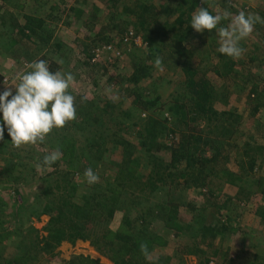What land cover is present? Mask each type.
Masks as SVG:
<instances>
[{
  "label": "rangeland",
  "instance_id": "rangeland-1",
  "mask_svg": "<svg viewBox=\"0 0 264 264\" xmlns=\"http://www.w3.org/2000/svg\"><path fill=\"white\" fill-rule=\"evenodd\" d=\"M12 3L0 0V14L12 13L17 24H23L27 15L42 16L48 21L43 30L51 32L53 39L49 45L40 40L35 42L21 30L17 36L8 37L0 22V93L6 86L18 83L16 75L29 71L28 64L43 59L51 71L74 75L69 91L75 96L77 118L63 128L53 129L43 143L19 149L13 147L5 128L4 139L0 140V264H264V109L253 114L255 99L259 97L255 90L260 88L245 82L255 73L264 79V24H255L251 35L240 41L244 53L238 59L220 56L216 30L192 34L189 45L195 54L192 64L206 71L216 93L214 127L224 115L240 121L239 130L232 137L214 132L217 139L231 146L223 152L227 159L220 161L217 173L207 175L206 188L185 185L168 188L167 172L176 170L175 167L169 170V162L153 172L154 164L145 160L141 168H136L140 174L134 170L130 176L122 175V149L113 142L101 146L99 137L94 135L96 131L105 132L119 125L113 119L107 126L104 121L109 116L118 115L120 119L126 116L116 122L132 124L125 136L128 141L141 142L138 132L148 117L155 114V120L162 121L165 131L154 139L159 148H166L159 159L170 160L173 150L182 149L180 131L201 132L210 122L208 118L190 116L175 131L166 106L160 104L149 110L146 105L133 103L128 90L137 86L147 93L149 87L153 89L152 84L156 91L146 98L153 100L159 95L163 104L172 102V94L180 90L175 82L180 68H175L167 60L168 54H163L157 56L162 60L160 69L154 66V61L149 63L153 71L148 80L138 85L127 82L135 69L130 55L142 57L148 51L139 15L127 13L128 9L141 15L140 6H147L148 19L156 15L158 24L164 26L174 20L175 4L184 6L178 11L184 10L186 19L198 7H206L214 15L244 11L264 18V0H204L203 4L201 0H12ZM53 8L48 15L47 11ZM228 23L230 19L222 20L218 28ZM117 27L132 30L136 39L119 41ZM107 38L114 43L110 45L112 49L104 47L98 62L94 61L92 48L106 43ZM55 45L59 50H55ZM87 47L89 50L82 52ZM113 55L117 60H113ZM226 64L237 72L219 75L217 70L223 72ZM109 88L111 93H106ZM12 91L15 94L14 87ZM261 99L264 102V91ZM105 102L114 104L108 114L102 111L107 108ZM131 110L138 114L126 113ZM82 116L87 125L79 124ZM166 117L168 124L163 122ZM99 118L102 125L97 122ZM93 144L96 148L92 150ZM57 147L62 157L50 169L37 171L36 163ZM94 151L96 157L89 154ZM251 155L257 158L253 170L249 166ZM208 156L210 151L205 149L201 157ZM88 167L100 177L94 185L85 181L84 171ZM185 167L183 163L179 169ZM159 172L163 179H154ZM183 180L180 178L179 182L184 183ZM155 186L164 189L156 190ZM107 196L119 200L120 211L112 220L106 212L94 209L93 198L106 200ZM158 204L166 206L173 226L159 217L148 216ZM141 215L148 216L144 226L138 218ZM202 224L223 228L218 235L204 238ZM75 229L80 233L73 237ZM119 232L132 233L137 239L138 249L133 256L114 247V235ZM142 242L148 244L149 258L140 251Z\"/></svg>",
  "mask_w": 264,
  "mask_h": 264
},
{
  "label": "trees",
  "instance_id": "trees-1",
  "mask_svg": "<svg viewBox=\"0 0 264 264\" xmlns=\"http://www.w3.org/2000/svg\"><path fill=\"white\" fill-rule=\"evenodd\" d=\"M5 1L6 0H4V2ZM8 1L10 2V5H13L12 0ZM140 7H142L141 15L137 14L134 10L130 11L129 9L127 10V13L139 15L138 19H140V27L146 33L144 43L146 44L148 51L147 54L142 57H137L130 53L135 69L127 82L130 85H138L139 83L148 80L151 77V73L153 71L152 64L150 65L149 63L155 61L157 56L168 54L167 60L172 61V64L175 68H180V73L175 78V82L177 86L179 85L178 87H180V90L177 91L174 95L172 94L173 101L169 102L168 104H166V102L163 104L161 102L162 98L159 95L156 96L153 100L146 98L148 94L156 91L155 84H152L153 89L149 87L150 89L146 90L147 93L143 92L142 89L140 90L137 86H135V90H128V96L133 98V103L140 104V106L146 105L148 106L149 110L151 109V107H158L160 104H162V106H166V111L172 118L171 124L173 125V129H175V131H177L179 127H182V125L185 124L190 116H197V118L204 119L208 118V121L210 122H208V127L206 126V130H200L201 132L195 131L193 133H190L180 131V134H182L183 137V144L181 146L182 149L177 151L173 150L172 154H170V160H167L166 158L163 160L159 159L161 155L164 154L163 150H166V148H159L158 142L154 140L158 133L161 134L163 132L162 121L158 119L155 120V118H157L155 114H152L148 117L149 120H147L144 124V128L142 129V131L140 130L138 132L141 138V142H139L138 140L136 142L128 141L129 137L126 138L127 136H125L128 132L126 130L130 128L132 124L122 125L120 123L123 122H116L120 119L119 117H117L118 115L109 116L108 121H104V123L108 126V124H111L113 119H115L114 124L119 125L112 129L106 127L107 129L105 130V132L96 131L94 135L96 138L99 137L98 139L102 142L101 146L113 142L115 146L122 149L123 156L121 159L122 163L120 164L121 171L123 173L122 175H132L133 171L136 170V168L142 167V162L145 160L154 164L155 168L153 172H155L159 166H161L162 169V165H165L167 162H169V170H171L173 167H175L176 170H171L170 173L167 172L166 181L170 180V186L168 188H172L173 186L179 187L181 185H185L186 188H206L208 186L207 175L216 171V167L222 159H227V156H225L223 152L225 151L227 146H231L227 145L224 141L217 139L215 137L216 134L213 135L214 132H221L222 136L224 137H232L239 130L240 121L239 119H232L224 115L221 116L222 121L214 127V122L216 123L217 119V113L215 112L214 108L216 102V93L211 85L206 71L200 69V67L196 68L192 64V58L195 54L191 51L189 45L190 40L192 39V34L195 32V30L191 28V17L188 16V18L186 19V13L184 12V10L178 11V9H183L184 6H177L176 4L172 6L173 11H175V13H173V15L175 16L173 17L175 18L174 20L172 19L173 21L170 20L168 24L164 26L158 24V18L156 15L152 16L150 14V19H148L147 15L150 13L149 7ZM51 11H54V8L48 10L47 14L49 15ZM262 11L264 16V7ZM167 12L169 14V11ZM0 20V22L2 23L1 25L3 26V31L8 37L17 36L18 32L21 30V33L29 40H33L35 42L37 40H40V42H43L47 45L51 44L53 34L51 32L43 30L44 28H46L48 21L42 16L38 17L27 15L25 16V22L23 24H17L15 21V15L10 12H4L0 14ZM16 25H18L19 28ZM117 28L119 32L118 37L120 38L119 41L123 42L127 38H129L127 41L130 40L131 42L136 39L137 36L132 32V30H127L128 28ZM131 33L133 34L131 35ZM111 43L114 44L111 40H109V38H107L106 43L94 46L91 52V54H93L92 59L98 62L97 59L99 57H97V50L100 49V51L102 52L103 48L112 45ZM58 45L60 47L61 44ZM54 47L56 48L55 50H59V47L57 45H55ZM88 50L89 48L87 47V49L85 50L84 48L82 52H86ZM58 54L59 53H57V55ZM221 55L222 54L220 53V56ZM113 58V60H117V57L114 55ZM235 72L237 71H234L233 67L228 66L227 64L223 67V72H219V70H217V73L219 75H231ZM250 76L251 78H247L245 82H252L254 85H258L260 88V90L258 91L255 90V92L259 95V97L255 99L256 107L254 108L253 114L256 115L258 114V112L264 109V102L261 99V93L262 91H264V79L258 73L250 74ZM104 105L107 106V108L102 109L103 114H108L109 112H111V110L114 109V104L111 102H105ZM126 113H131V115H135V113L138 114V112L132 110ZM141 113L142 111L139 112V114ZM99 114V117H102L100 112ZM161 116L164 115L161 114ZM125 117L126 116L122 117L120 120H124ZM167 119V117L163 119V122L165 124H168L166 123ZM97 122L101 123L102 125V119L99 118ZM228 122H230V125H227ZM79 124L87 125V119L82 116L80 118ZM114 124L113 126H115ZM163 133H165V131ZM98 139L97 141L99 142ZM91 148L92 150L96 148L95 144H93ZM100 149L101 147L96 150ZM205 149H209L210 156H208L207 158H202L201 154L205 151ZM95 153L96 151L89 152V154H93V156L96 157L94 155ZM249 158V166L251 167V170H253V166L256 163L257 158L255 155H251ZM183 163L186 164L185 169H179ZM134 173L140 174V171L137 172L136 170V172L134 171ZM187 176L190 177V180L187 179ZM157 178L163 179L160 172L154 179ZM180 178L184 179V183L179 182ZM155 188L156 190L164 189L160 186H155ZM93 200L96 203L94 209H101V212H106L108 219H114V217L120 211L119 200L116 196H107L106 200H99L98 197H94ZM166 211V206L164 204H158L157 207L151 209V211L148 212V216H153L156 218L159 217V219L165 221L166 225L173 226L174 222L171 219V214ZM148 216L147 218L145 215H141L138 217L139 221H141L142 226L148 223ZM127 223L129 224L128 221L125 222V224ZM221 228H223V225L219 228H216L202 224V236L204 238H207L218 235L221 232ZM75 231L76 232L72 234L73 237L80 233L77 231V229H75ZM114 237L115 242L113 243V245L118 249V252L129 257L135 254L138 249V242L132 233L119 232L116 233ZM46 247L49 248V244H46Z\"/></svg>",
  "mask_w": 264,
  "mask_h": 264
},
{
  "label": "clouds",
  "instance_id": "clouds-1",
  "mask_svg": "<svg viewBox=\"0 0 264 264\" xmlns=\"http://www.w3.org/2000/svg\"><path fill=\"white\" fill-rule=\"evenodd\" d=\"M201 2L203 4L204 0ZM229 19L227 26L218 28L222 20ZM257 23L264 24V18L244 11L236 15L228 11L214 15L208 8L198 7L191 16V28L198 33L216 30L219 38L217 51L233 59L243 55L240 41L251 35ZM154 66L157 69L162 67L159 57L155 59ZM27 68L30 70L16 75L18 83L6 86V90L0 93V113L3 119L0 124V140L4 139L6 128L13 147L18 149L43 143L53 129L63 128L77 118L75 96L69 91L75 80L74 75L59 70L51 71L48 62L43 59L32 61ZM12 87L15 88V94ZM105 91L111 93L110 88ZM61 157L62 151L57 147L36 163L35 167L37 171L48 170ZM84 178L88 185H94L100 180L91 167L85 169ZM139 247L141 253L149 258L151 254L148 244L142 242Z\"/></svg>",
  "mask_w": 264,
  "mask_h": 264
},
{
  "label": "built area",
  "instance_id": "built-area-1",
  "mask_svg": "<svg viewBox=\"0 0 264 264\" xmlns=\"http://www.w3.org/2000/svg\"><path fill=\"white\" fill-rule=\"evenodd\" d=\"M133 33H131V35H132ZM129 38H127L125 41H127ZM105 50H111L112 49V47L111 46H106L105 48H104ZM100 53H101V51H100V49L99 50H97V57L100 55Z\"/></svg>",
  "mask_w": 264,
  "mask_h": 264
}]
</instances>
